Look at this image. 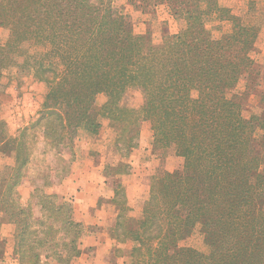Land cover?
Instances as JSON below:
<instances>
[{
	"label": "trees",
	"instance_id": "obj_1",
	"mask_svg": "<svg viewBox=\"0 0 264 264\" xmlns=\"http://www.w3.org/2000/svg\"><path fill=\"white\" fill-rule=\"evenodd\" d=\"M168 4L184 25L156 44L149 32L148 39L134 33L112 0H0V27L8 31L0 44V77L15 56L35 47L34 77L46 84L37 116L15 138V161L2 178L0 203L17 224L19 264H68L81 252L85 231L72 218L71 202L55 193L35 191L38 220L19 203L28 132L39 129L46 144L59 147L68 130L97 134L102 119L116 130L121 158L137 146L144 120L154 144L171 146L183 158L180 170L152 179L138 217L129 216L124 188L115 184L111 201L118 211L110 236L132 242L130 264H264V109L245 117L238 96L229 95L250 69L247 53L264 16L262 23L245 21L217 0ZM213 13L231 23L220 38L204 24ZM129 88L141 92L139 108L120 104ZM196 227L207 252L178 244Z\"/></svg>",
	"mask_w": 264,
	"mask_h": 264
},
{
	"label": "rangeland",
	"instance_id": "obj_2",
	"mask_svg": "<svg viewBox=\"0 0 264 264\" xmlns=\"http://www.w3.org/2000/svg\"><path fill=\"white\" fill-rule=\"evenodd\" d=\"M217 1L245 21L262 23L264 0ZM112 5L116 13L125 16L127 26L134 33L148 39L146 33L149 32L156 44L165 33H175L184 25L183 20L172 15L168 0H112ZM204 24L213 38H220L231 30V23L220 20L216 13L204 17ZM7 34V29L0 27V44ZM34 50L35 47H30V53L20 52L0 77V199L5 190L2 178L15 161L14 140L36 118L46 90V84L34 77L40 57L34 55ZM247 55L252 60L248 64L250 69H246L229 90V95L238 96L245 117L264 109V25ZM103 100L102 94L96 97L98 103ZM120 104L139 108L141 92L136 88L127 89ZM101 122L97 134L83 129L76 133L68 130L59 147L46 144L39 129L29 131L26 138L30 157L25 175L16 188L18 201L30 208L35 220L42 217L34 196L36 190L55 193L60 200L71 202L72 218L81 222L85 231L80 238L81 252L68 264H130L127 254L132 242L110 236L118 211L111 201L115 184H122L129 216L135 218L148 197L152 179L163 172L180 170L183 165V158L173 147L161 148L154 144L148 120L140 123L137 146L126 158H121L114 147L115 128L106 119ZM119 162L126 163L127 167L118 170ZM7 217L0 203V264H19L14 253L17 224ZM88 243H93L96 249L86 247ZM178 244L200 252L208 250L198 227ZM48 264L61 263L50 260Z\"/></svg>",
	"mask_w": 264,
	"mask_h": 264
},
{
	"label": "crops",
	"instance_id": "obj_3",
	"mask_svg": "<svg viewBox=\"0 0 264 264\" xmlns=\"http://www.w3.org/2000/svg\"><path fill=\"white\" fill-rule=\"evenodd\" d=\"M130 154H132V153L130 152ZM83 236H84V234H83ZM85 246L88 247V248L91 247L94 250L96 249V246L93 243L92 244L91 243L90 244L89 243L88 244H85Z\"/></svg>",
	"mask_w": 264,
	"mask_h": 264
}]
</instances>
